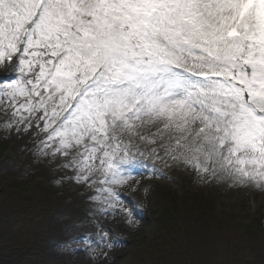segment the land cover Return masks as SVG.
Wrapping results in <instances>:
<instances>
[{
  "label": "snow or ice",
  "instance_id": "snow-or-ice-1",
  "mask_svg": "<svg viewBox=\"0 0 264 264\" xmlns=\"http://www.w3.org/2000/svg\"><path fill=\"white\" fill-rule=\"evenodd\" d=\"M0 67V127L129 218L136 157L264 190V0H0Z\"/></svg>",
  "mask_w": 264,
  "mask_h": 264
},
{
  "label": "trees",
  "instance_id": "trees-1",
  "mask_svg": "<svg viewBox=\"0 0 264 264\" xmlns=\"http://www.w3.org/2000/svg\"><path fill=\"white\" fill-rule=\"evenodd\" d=\"M1 133L0 264H51L52 250L66 242L64 224L87 223V197L93 193L74 190L78 183L66 177L57 159L40 160L38 137ZM30 148L31 158L11 179L14 174L8 169L16 164L4 152ZM7 179L9 184L4 183ZM59 180L57 191L53 186ZM149 197L151 202L140 206L146 223L135 237L136 254L128 264H264V219L259 215L244 223L219 210L207 195L185 186L180 194L150 186Z\"/></svg>",
  "mask_w": 264,
  "mask_h": 264
},
{
  "label": "rangeland",
  "instance_id": "rangeland-1",
  "mask_svg": "<svg viewBox=\"0 0 264 264\" xmlns=\"http://www.w3.org/2000/svg\"><path fill=\"white\" fill-rule=\"evenodd\" d=\"M7 71L6 68L0 67V76H3ZM3 119L5 117L0 114V120ZM5 131L0 127L1 135ZM31 155V148L20 150L14 154L12 152L10 158L13 159L12 162L17 166L15 165L14 168L8 169L14 174L11 179H16L20 175L21 169L27 164ZM38 157L41 160L39 154ZM52 159L53 157L50 160ZM136 159L142 160L143 163L148 165V168L142 169L141 175H134L127 185L118 189L122 199L128 205L136 206V217L129 218L120 204L115 207H108L106 204L90 199L92 196L99 195L96 192V188L99 185L74 184V190L81 188L84 191L93 193L87 197L89 202L87 203L90 206L89 215L87 214L88 220L85 224H75L72 220L64 224L66 242H63V246L55 247L52 250L49 260L51 264H128V262H132L136 254L133 251V246L136 245L135 237L139 235L141 225L146 223L140 206L148 205L151 202L149 188L150 186H155L152 185L153 183L179 190L184 187L186 182L187 185L185 184V187H189L194 192L207 195L210 199L216 201L215 203L221 207V211L236 215L244 223H248L255 213L264 212V190L251 186L229 188L227 184L201 179L192 169L183 165L171 164L169 166L161 160L153 162L151 159H143L141 157H136ZM151 169H156L162 176H164L163 174L172 175V180L156 178L153 176ZM67 173L68 176L66 177L71 179L70 177L73 176V173L69 170H67ZM57 178L60 179L59 177ZM11 179H7L4 183L9 184ZM61 185L62 182L60 180L56 181L53 188L58 191ZM134 187L137 189L136 191H133ZM146 188L147 192H145ZM130 219L131 222H129ZM152 222H154L153 217L149 219V223L152 224ZM119 225H121V230L118 229ZM104 240L109 241V243H104ZM98 241L100 242V247L96 246ZM125 251L128 252L127 256Z\"/></svg>",
  "mask_w": 264,
  "mask_h": 264
}]
</instances>
